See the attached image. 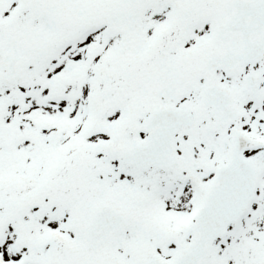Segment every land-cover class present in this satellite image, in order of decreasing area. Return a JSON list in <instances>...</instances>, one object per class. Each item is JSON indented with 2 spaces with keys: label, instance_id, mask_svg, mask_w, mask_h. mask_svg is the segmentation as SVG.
Listing matches in <instances>:
<instances>
[{
  "label": "snow or ice",
  "instance_id": "obj_1",
  "mask_svg": "<svg viewBox=\"0 0 264 264\" xmlns=\"http://www.w3.org/2000/svg\"><path fill=\"white\" fill-rule=\"evenodd\" d=\"M0 264H264V0H0Z\"/></svg>",
  "mask_w": 264,
  "mask_h": 264
}]
</instances>
